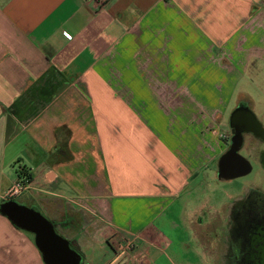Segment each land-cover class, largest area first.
Returning a JSON list of instances; mask_svg holds the SVG:
<instances>
[{"label": "crops", "instance_id": "1", "mask_svg": "<svg viewBox=\"0 0 264 264\" xmlns=\"http://www.w3.org/2000/svg\"><path fill=\"white\" fill-rule=\"evenodd\" d=\"M258 60L264 0H0V203L24 168L20 204L82 264H195L192 250L213 264L214 212L169 203L210 168L193 153L201 109L247 100L236 90ZM42 262L0 214V264Z\"/></svg>", "mask_w": 264, "mask_h": 264}, {"label": "rangeland", "instance_id": "2", "mask_svg": "<svg viewBox=\"0 0 264 264\" xmlns=\"http://www.w3.org/2000/svg\"><path fill=\"white\" fill-rule=\"evenodd\" d=\"M240 95L247 96V100H245V102H248L255 115L259 119H262L264 117V60L256 61V64H254L252 70L242 77V80L237 87L235 97L238 98ZM238 103L239 101H235V98L232 101L227 102L224 107V114H222L220 110V102H217L216 108L214 107L210 109V111L201 109V130L197 140V148L194 149L193 153H195V156L203 161V167L210 168L208 170L204 169L201 171L197 177L199 180L193 181L194 186L196 184H201V187L197 191L198 194H195L192 198L191 196L188 197L186 194L188 191H185L183 192L180 199L172 198L169 203L170 205L175 204L174 206H179L181 201L185 200L186 198H190L189 201L192 206L200 207L204 205L206 214H211L214 212L216 221L214 227L212 226L210 229L211 234H209L210 237L215 239L213 243L211 242L209 244L210 251L212 249L214 252L213 255L215 256L213 264H230L227 261L221 260L220 257V254H222L225 247H227V245L224 244V241H221L222 235L224 234L222 230L224 224H220V221H218L219 218H224L223 214L225 209L229 208L236 199L245 195L247 190L253 188L264 190V175L262 174L261 166L258 164L256 165L254 171L245 177H240L225 182H220L216 179V172L218 171V159L221 157V154L223 155L228 149V145L224 140L227 139L230 133L229 118ZM190 135L193 138L196 136L195 132H190ZM186 138L187 137H185V139ZM192 141L194 145V139ZM183 142L186 141L182 139V143ZM189 145L190 143H188V146ZM253 148H256V144L252 138L248 137L246 138L245 148L240 153L247 159H250V156L256 157L258 156L259 148L256 150ZM212 159L216 160H214L209 166V163L212 161ZM17 201L20 203L22 200L18 199ZM38 211L43 214V212L40 210ZM176 216L177 214H173L174 218H176ZM178 220L179 219L177 218L176 221L178 222ZM24 233L26 236H29L34 240V235L27 232ZM167 235H169V237L172 239H174L176 236L179 238L185 237V235L182 234V229L176 231H171V229H168ZM167 253L170 255L179 253L178 245L174 246L171 250H168ZM183 254H186V252ZM181 256L182 254H177V258L174 256L172 257L173 259L179 260L182 258ZM187 257L195 264H204L200 256L196 255L194 250H192V252H190ZM41 264H43V262Z\"/></svg>", "mask_w": 264, "mask_h": 264}, {"label": "flooded vegetation", "instance_id": "3", "mask_svg": "<svg viewBox=\"0 0 264 264\" xmlns=\"http://www.w3.org/2000/svg\"><path fill=\"white\" fill-rule=\"evenodd\" d=\"M235 112L242 113L244 116L238 122L233 123L231 122V116ZM252 115L254 118H252ZM256 121L259 122V127L264 130V117L259 119L251 110L248 102H245V100L239 101L229 118L230 133L227 139H225V143L228 145L226 151L236 141V136L240 134L238 132H241L243 137V145L239 153L245 148L246 138H252L256 144V148L253 149L259 148L258 156H250V159H246L252 164V172L258 164L261 166L262 174L264 175L262 164L264 139L247 132V130L255 127ZM233 131H236L238 134H233ZM223 224L222 230L224 234L222 235V240H220L224 241L227 247L220 254L221 260L227 261L230 264H264V190L253 188L247 190L245 195L236 199L226 209Z\"/></svg>", "mask_w": 264, "mask_h": 264}, {"label": "water", "instance_id": "4", "mask_svg": "<svg viewBox=\"0 0 264 264\" xmlns=\"http://www.w3.org/2000/svg\"><path fill=\"white\" fill-rule=\"evenodd\" d=\"M253 115L252 118H254ZM243 116L242 113L235 112L231 116V122L236 123ZM259 125L256 121L255 127L247 132L264 139V130ZM238 133L240 134L236 136V141L219 159V180H233L245 177L252 172L250 161L239 153L243 145V137L241 132ZM238 133L233 131V134ZM262 164L264 168V152ZM0 214L17 229L34 235L35 246L44 264H82V256L78 250L67 239L59 235L54 224L36 208L28 207L17 201H7L0 204Z\"/></svg>", "mask_w": 264, "mask_h": 264}, {"label": "built area", "instance_id": "5", "mask_svg": "<svg viewBox=\"0 0 264 264\" xmlns=\"http://www.w3.org/2000/svg\"><path fill=\"white\" fill-rule=\"evenodd\" d=\"M107 0H87V3H93L102 8ZM22 171V169L20 170ZM25 174L19 176V179L10 186V188L1 197L2 202L16 201L32 188V182L29 178V172L24 170ZM132 244L127 245V249H131Z\"/></svg>", "mask_w": 264, "mask_h": 264}, {"label": "trees", "instance_id": "6", "mask_svg": "<svg viewBox=\"0 0 264 264\" xmlns=\"http://www.w3.org/2000/svg\"><path fill=\"white\" fill-rule=\"evenodd\" d=\"M24 170L26 171V169L22 168V171H19V176H21V175L25 174ZM29 178H30V180H31V181L33 180V178H32V175H31V174H29ZM2 203H3V202H2ZM0 204H1V203H0Z\"/></svg>", "mask_w": 264, "mask_h": 264}]
</instances>
